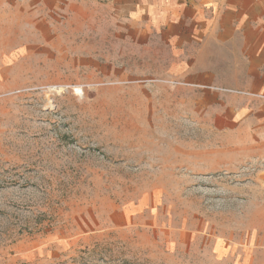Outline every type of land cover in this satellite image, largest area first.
<instances>
[{
    "label": "rangeland",
    "instance_id": "1",
    "mask_svg": "<svg viewBox=\"0 0 264 264\" xmlns=\"http://www.w3.org/2000/svg\"><path fill=\"white\" fill-rule=\"evenodd\" d=\"M110 2L0 0V264H264L247 143Z\"/></svg>",
    "mask_w": 264,
    "mask_h": 264
},
{
    "label": "crops",
    "instance_id": "2",
    "mask_svg": "<svg viewBox=\"0 0 264 264\" xmlns=\"http://www.w3.org/2000/svg\"><path fill=\"white\" fill-rule=\"evenodd\" d=\"M109 8L119 46L125 20L130 53L151 55L152 77L176 79L193 93L190 108L209 110L213 125L247 143L264 189V0H111ZM139 37L148 39L141 49L132 44Z\"/></svg>",
    "mask_w": 264,
    "mask_h": 264
}]
</instances>
